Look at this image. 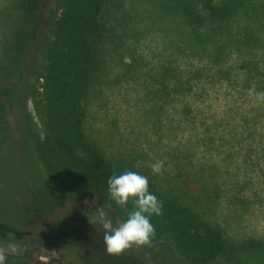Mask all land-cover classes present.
I'll return each instance as SVG.
<instances>
[{
    "label": "rangeland",
    "instance_id": "374dc122",
    "mask_svg": "<svg viewBox=\"0 0 264 264\" xmlns=\"http://www.w3.org/2000/svg\"><path fill=\"white\" fill-rule=\"evenodd\" d=\"M213 5L187 20L172 0H107L84 133L221 229L227 247L211 264H264V0ZM30 23L22 0H0V101L17 93L0 149V219L31 232L0 239V250L31 248L46 264H189L168 239L108 253L90 222L97 200L53 190L31 169L16 133L24 112L41 132L25 99L40 61Z\"/></svg>",
    "mask_w": 264,
    "mask_h": 264
},
{
    "label": "trees",
    "instance_id": "16d2710c",
    "mask_svg": "<svg viewBox=\"0 0 264 264\" xmlns=\"http://www.w3.org/2000/svg\"><path fill=\"white\" fill-rule=\"evenodd\" d=\"M106 2L22 0L24 10L31 15L29 39L38 38L40 53L39 64L30 73L33 81L27 86L25 99L31 102L41 132L25 112L20 120L16 119V130L25 134L22 142L24 150L31 153V169L40 173L50 188L81 200L95 198L99 207L122 222L132 205L123 209L112 203L108 183L113 173H143L127 162L105 157L84 133V98L92 78L94 41ZM213 3L214 0H172L174 9L187 20L196 18L202 9L212 11ZM38 19L44 27L43 34L37 31ZM14 65L17 68L16 62ZM22 73L21 68L19 81ZM14 88L8 92L7 103L0 101V149L10 132L6 114L17 98ZM149 191L162 204V214L151 218L156 233L151 244L168 239L189 264H211L224 252L226 238L217 225L150 178ZM30 234L28 229L0 219V239L22 240ZM39 256L31 248L17 255L0 250V264H46Z\"/></svg>",
    "mask_w": 264,
    "mask_h": 264
},
{
    "label": "clouds",
    "instance_id": "9594fccd",
    "mask_svg": "<svg viewBox=\"0 0 264 264\" xmlns=\"http://www.w3.org/2000/svg\"><path fill=\"white\" fill-rule=\"evenodd\" d=\"M153 173H159L163 162L152 166ZM108 198L116 206L128 209L126 219L114 223L107 211L98 208L90 219L97 230L103 232V243L110 254H120L133 246L139 248L150 246L155 236V227L151 218L162 214V204L156 195L149 191V178L135 171H124L119 175L113 173L107 186Z\"/></svg>",
    "mask_w": 264,
    "mask_h": 264
},
{
    "label": "flooded vegetation",
    "instance_id": "af4514ba",
    "mask_svg": "<svg viewBox=\"0 0 264 264\" xmlns=\"http://www.w3.org/2000/svg\"><path fill=\"white\" fill-rule=\"evenodd\" d=\"M17 131V130H16ZM18 135H19V142H22L23 141V139H24V136H25V134H24V132H16ZM14 142H16V141H14ZM23 143V142H22Z\"/></svg>",
    "mask_w": 264,
    "mask_h": 264
}]
</instances>
